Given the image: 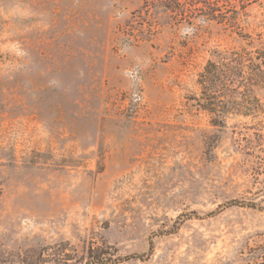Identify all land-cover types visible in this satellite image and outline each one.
<instances>
[{"label":"rangeland","instance_id":"rangeland-1","mask_svg":"<svg viewBox=\"0 0 264 264\" xmlns=\"http://www.w3.org/2000/svg\"><path fill=\"white\" fill-rule=\"evenodd\" d=\"M211 1L0 0L2 264H264V84L192 99L264 0Z\"/></svg>","mask_w":264,"mask_h":264},{"label":"trees","instance_id":"trees-1","mask_svg":"<svg viewBox=\"0 0 264 264\" xmlns=\"http://www.w3.org/2000/svg\"><path fill=\"white\" fill-rule=\"evenodd\" d=\"M152 2L154 5L160 4L164 11L179 14L182 16L181 19L192 17L190 14L192 10H201L202 7L196 6L198 2L206 6L217 5L211 0H152ZM187 5L190 9L186 8ZM210 15L213 17L214 14ZM246 37L249 38L248 47L217 51V59L208 60L202 71L198 73L196 82L199 86V94L192 99L200 109L213 114V121L217 123L222 122V117L230 110H248L250 98H255L252 94L253 87L264 84V36L261 33L257 34V46L253 45L254 40L249 34ZM236 203L237 200L229 201V204ZM151 250L152 246L149 248V251ZM93 254L94 251L89 250L91 255L89 263L104 261L100 253L94 256ZM132 256L137 257V255ZM3 262V252L0 248V264Z\"/></svg>","mask_w":264,"mask_h":264}]
</instances>
